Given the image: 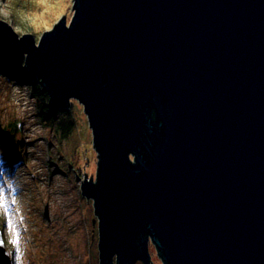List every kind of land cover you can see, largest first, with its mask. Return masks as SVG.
<instances>
[{
  "label": "water",
  "instance_id": "water-1",
  "mask_svg": "<svg viewBox=\"0 0 264 264\" xmlns=\"http://www.w3.org/2000/svg\"><path fill=\"white\" fill-rule=\"evenodd\" d=\"M72 5L38 43L0 19V67L82 104L99 264H264V0Z\"/></svg>",
  "mask_w": 264,
  "mask_h": 264
},
{
  "label": "rangeland",
  "instance_id": "rangeland-1",
  "mask_svg": "<svg viewBox=\"0 0 264 264\" xmlns=\"http://www.w3.org/2000/svg\"><path fill=\"white\" fill-rule=\"evenodd\" d=\"M72 3L0 0V19L38 43L62 15L70 21ZM47 100L39 84L0 67V229L12 264H99L98 216L80 187L84 172L95 181L98 159L87 114L73 98L50 115ZM149 252L163 264L152 243Z\"/></svg>",
  "mask_w": 264,
  "mask_h": 264
},
{
  "label": "trees",
  "instance_id": "trees-1",
  "mask_svg": "<svg viewBox=\"0 0 264 264\" xmlns=\"http://www.w3.org/2000/svg\"><path fill=\"white\" fill-rule=\"evenodd\" d=\"M4 70V69H3ZM59 110H55V112L54 111H52V112H48L50 115H52V114H54V115H56L55 113L56 112H58ZM57 124H60L61 125V123H57ZM56 125V124H55ZM63 126H64V131L66 132V133H68L69 132V130L71 129V124H70V122H66L65 124H63ZM56 128L57 129H59V127L56 125ZM71 131V130H70Z\"/></svg>",
  "mask_w": 264,
  "mask_h": 264
},
{
  "label": "snow or ice",
  "instance_id": "snow-or-ice-1",
  "mask_svg": "<svg viewBox=\"0 0 264 264\" xmlns=\"http://www.w3.org/2000/svg\"><path fill=\"white\" fill-rule=\"evenodd\" d=\"M3 203H4V200H3V195H2V194H0V206H2V205H3Z\"/></svg>",
  "mask_w": 264,
  "mask_h": 264
},
{
  "label": "flooded vegetation",
  "instance_id": "flooded-vegetation-1",
  "mask_svg": "<svg viewBox=\"0 0 264 264\" xmlns=\"http://www.w3.org/2000/svg\"><path fill=\"white\" fill-rule=\"evenodd\" d=\"M5 246H6L7 249L9 250V245H7L6 242H5ZM12 262H13V257H12Z\"/></svg>",
  "mask_w": 264,
  "mask_h": 264
}]
</instances>
